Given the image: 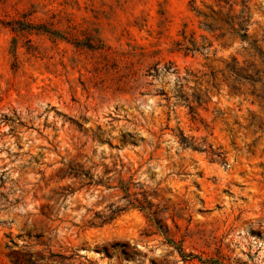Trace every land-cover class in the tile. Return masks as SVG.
<instances>
[{"label": "rangeland", "instance_id": "rangeland-1", "mask_svg": "<svg viewBox=\"0 0 264 264\" xmlns=\"http://www.w3.org/2000/svg\"><path fill=\"white\" fill-rule=\"evenodd\" d=\"M192 1L0 0V264H264V103L214 96L194 116L157 93L174 95V68L264 50V0L246 43L203 30ZM183 31L214 40L209 58L176 47ZM69 161L104 185L61 180ZM129 182L152 209L88 226Z\"/></svg>", "mask_w": 264, "mask_h": 264}, {"label": "trees", "instance_id": "trees-1", "mask_svg": "<svg viewBox=\"0 0 264 264\" xmlns=\"http://www.w3.org/2000/svg\"><path fill=\"white\" fill-rule=\"evenodd\" d=\"M197 1L191 2V10L196 18L199 19L200 27L212 34L216 40L224 39L226 37L239 38L243 43L249 42V28L252 20V8L249 0H209V2L202 0L201 7L196 5ZM29 31H37L47 33L53 37H60L66 39L61 32L53 28L48 27L46 24L34 25L31 24ZM183 39L175 42L176 47L179 50H183L187 53H201L208 55L213 47L214 40H210L207 36H202V41L198 42L196 38L188 36L185 31L182 32ZM253 49L250 60H239L238 57H231V59L223 62L221 68H214L211 65L208 66L207 71H199L194 73L187 71L185 75H181L178 69L174 68L176 73L175 87L172 89L173 96H169L167 92L157 90L159 95H164L169 102V106L177 105L180 102L188 104L191 113L194 116H198V109L203 108L206 111L209 110L208 106L211 104L214 96H224L228 99L238 97L254 96V102L264 103V96L257 94L255 90L258 88V83L261 85V89L264 88V50L260 48L257 41L250 42L246 48ZM207 58H209L207 56ZM173 65L172 63H170ZM170 69V68H169ZM167 67H164L161 71L158 64L152 68L149 72L154 79L160 77V75L167 71L170 72ZM194 82V87H189L188 84ZM152 84V83H150ZM247 88V90H246ZM187 89V90H186ZM188 89H192V93L188 92ZM264 90V89H263ZM176 99L174 104L171 103L172 98ZM217 112L216 118H222V112ZM203 121V119H201ZM181 142L186 145H192L194 149H197L191 142H188L185 137L182 136ZM212 154L217 157H222V153L214 152ZM64 167L60 168L61 180L70 179L72 181H79L81 187L83 186H99L102 184V180H95L90 174V171L86 170L84 166L76 161H69L63 163ZM131 182L123 184L121 186L125 196L123 197L127 206L121 208L111 204L108 207L109 213L95 212L92 219L87 221V225L90 227H102L115 220L127 207L140 208L142 210L152 209L154 206L152 202L148 200L146 193H143V199L133 197L130 193ZM70 188L67 186L66 188ZM113 189V186H108ZM157 212H153L155 216ZM157 220V218H155ZM158 223V222H157Z\"/></svg>", "mask_w": 264, "mask_h": 264}]
</instances>
